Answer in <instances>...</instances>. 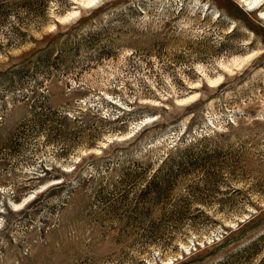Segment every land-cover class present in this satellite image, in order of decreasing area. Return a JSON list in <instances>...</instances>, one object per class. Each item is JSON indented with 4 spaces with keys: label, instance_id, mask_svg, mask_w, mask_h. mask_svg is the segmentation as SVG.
I'll return each instance as SVG.
<instances>
[{
    "label": "rangeland",
    "instance_id": "rangeland-1",
    "mask_svg": "<svg viewBox=\"0 0 264 264\" xmlns=\"http://www.w3.org/2000/svg\"><path fill=\"white\" fill-rule=\"evenodd\" d=\"M0 264H264V0H0Z\"/></svg>",
    "mask_w": 264,
    "mask_h": 264
},
{
    "label": "trees",
    "instance_id": "trees-1",
    "mask_svg": "<svg viewBox=\"0 0 264 264\" xmlns=\"http://www.w3.org/2000/svg\"><path fill=\"white\" fill-rule=\"evenodd\" d=\"M24 5H25V7L26 6L28 7L30 5V2H25ZM229 13L232 14L231 11ZM44 55H39L40 57L38 59H36L37 61H35V63L32 62V60L28 61V63L23 67L22 71L17 70L15 73H17V74L24 73V74H26L28 76H31V75L34 76V75L37 74V72H40V71L46 73V70L49 69V65L51 63V59H50L51 58V56H50L51 54H49V55L44 54ZM41 68H44L46 70H42ZM196 143H199V142L196 141ZM182 159L185 160V161H181V164H179L178 166H173L174 168L170 167L169 163H167L166 161H163V165L165 163H166V165L163 166V168L161 166V167H158L157 169L156 168L153 169V171H152L153 173L152 174H150L151 172L150 173L147 172V168L144 169V172L140 173V176L142 177L141 178L142 181H145V184H144L145 187H144V191H143V192H145L144 193V197L145 198H147L148 200H151V201H153V200L157 201V200L162 199L161 198L162 193L167 189L168 182L166 181V179H163L162 181H158V179L161 178V176H159L161 174H159V173H160L161 169H164V167H167L166 168L167 169L166 176H169V175L172 176L176 170L178 172H181L182 170L185 169V165L184 164L189 161L190 156L186 157L184 155V157ZM196 163H195V165H196ZM197 164H200L201 166L203 165V167H205V168L207 167V166H205L204 164L201 163V160ZM147 174H149V175H147ZM149 203H150V206L153 205L152 202H149ZM154 207L155 206H153V208ZM153 208L152 209H150V208L147 209L146 208V210H138L137 211L138 215H143V216L144 215H152L153 211H154ZM179 214L182 215L183 213L180 212ZM224 238L226 240H228V238L226 236H224ZM252 245H256V243H254Z\"/></svg>",
    "mask_w": 264,
    "mask_h": 264
},
{
    "label": "bare ground",
    "instance_id": "bare-ground-1",
    "mask_svg": "<svg viewBox=\"0 0 264 264\" xmlns=\"http://www.w3.org/2000/svg\"><path fill=\"white\" fill-rule=\"evenodd\" d=\"M243 2V1H242ZM247 2H248V0H247ZM81 3L83 4V5H88V4H90L89 3V0H81ZM251 3H252V1H251ZM254 3V2H253ZM249 5H251L250 3H249ZM254 7V6H253ZM245 221V220H244Z\"/></svg>",
    "mask_w": 264,
    "mask_h": 264
},
{
    "label": "snow or ice",
    "instance_id": "snow-or-ice-1",
    "mask_svg": "<svg viewBox=\"0 0 264 264\" xmlns=\"http://www.w3.org/2000/svg\"><path fill=\"white\" fill-rule=\"evenodd\" d=\"M98 2V0H89L90 4H96Z\"/></svg>",
    "mask_w": 264,
    "mask_h": 264
}]
</instances>
